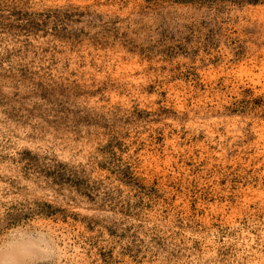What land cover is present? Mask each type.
<instances>
[{"label":"rangeland","instance_id":"obj_1","mask_svg":"<svg viewBox=\"0 0 264 264\" xmlns=\"http://www.w3.org/2000/svg\"><path fill=\"white\" fill-rule=\"evenodd\" d=\"M0 264H264V0H0Z\"/></svg>","mask_w":264,"mask_h":264}]
</instances>
